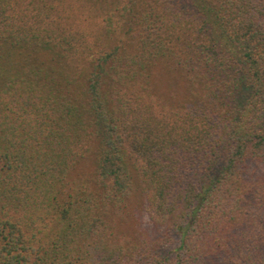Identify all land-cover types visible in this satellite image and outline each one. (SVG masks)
Here are the masks:
<instances>
[{
	"label": "trees",
	"instance_id": "trees-1",
	"mask_svg": "<svg viewBox=\"0 0 264 264\" xmlns=\"http://www.w3.org/2000/svg\"><path fill=\"white\" fill-rule=\"evenodd\" d=\"M0 264H264V0H0Z\"/></svg>",
	"mask_w": 264,
	"mask_h": 264
},
{
	"label": "rangeland",
	"instance_id": "rangeland-1",
	"mask_svg": "<svg viewBox=\"0 0 264 264\" xmlns=\"http://www.w3.org/2000/svg\"><path fill=\"white\" fill-rule=\"evenodd\" d=\"M158 79L161 81V90H162V92H167V93H169V92H171V91H175L176 92V89H179V88H176V87H174L173 85H171L170 84V81H172L173 82V77H170V76H168L167 74H166V72L164 71V70H161V72H160V75H158ZM177 79V78H176ZM170 80V81H169ZM175 88V89H174ZM178 239H176L175 240V245H174V247H176L177 246V244H178V241H177Z\"/></svg>",
	"mask_w": 264,
	"mask_h": 264
}]
</instances>
